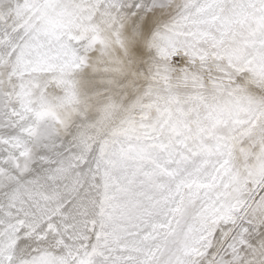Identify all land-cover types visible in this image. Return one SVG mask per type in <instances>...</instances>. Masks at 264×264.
<instances>
[{"label":"snow or ice","instance_id":"obj_1","mask_svg":"<svg viewBox=\"0 0 264 264\" xmlns=\"http://www.w3.org/2000/svg\"><path fill=\"white\" fill-rule=\"evenodd\" d=\"M0 264H264V0H0Z\"/></svg>","mask_w":264,"mask_h":264}]
</instances>
